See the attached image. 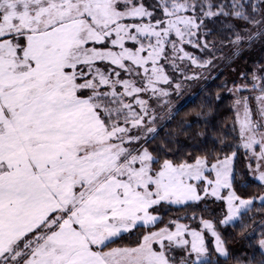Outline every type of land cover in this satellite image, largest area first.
Wrapping results in <instances>:
<instances>
[{"label":"snow or ice","instance_id":"obj_1","mask_svg":"<svg viewBox=\"0 0 264 264\" xmlns=\"http://www.w3.org/2000/svg\"><path fill=\"white\" fill-rule=\"evenodd\" d=\"M225 49L261 53L232 123L165 131ZM229 261L264 264V0H0V264Z\"/></svg>","mask_w":264,"mask_h":264},{"label":"trees","instance_id":"obj_2","mask_svg":"<svg viewBox=\"0 0 264 264\" xmlns=\"http://www.w3.org/2000/svg\"><path fill=\"white\" fill-rule=\"evenodd\" d=\"M261 55V53H260ZM251 62V66H252ZM225 82V77L222 74L216 76L214 80L208 81L201 89L197 90L194 98H190L187 101L181 102L177 107L180 108L179 115L176 117L175 121L167 126L165 131H176L177 124L182 119L193 120L195 115L201 111L202 105H207L209 100L211 101V111L207 112L206 116H201L198 120L193 123L191 130L207 131L211 128L220 129L221 133L224 129H227L228 126L233 121V99L225 96L224 92L226 88H221L220 85ZM218 94V96H217ZM216 133H213L215 135ZM163 136V133H162ZM184 139V136H181V140ZM210 140L211 137H208ZM258 182L253 181L249 188L240 189L241 191L251 192L256 189ZM215 206V205H214ZM214 206L209 204H201L199 208L187 207L180 208L171 206H166V214L164 215L165 221L175 218L177 216H183L186 213H191L196 211L198 214L201 213L202 209L207 208V211L203 212L205 217H210L212 215L218 216V212L214 209ZM259 207V205H257ZM215 210V212H213ZM250 231V229H249ZM238 235H234L237 234ZM225 235L228 237L229 244L231 247L236 249H241L248 241L242 240L240 237L243 233L239 232L238 227L228 226L225 231ZM137 239V235H127L125 234L121 239L117 240V244H127L134 242ZM254 242V241H253ZM231 264V261H229Z\"/></svg>","mask_w":264,"mask_h":264},{"label":"rangeland","instance_id":"obj_3","mask_svg":"<svg viewBox=\"0 0 264 264\" xmlns=\"http://www.w3.org/2000/svg\"><path fill=\"white\" fill-rule=\"evenodd\" d=\"M224 55L228 57L227 61L224 60H219L217 61L216 65L214 66V68L209 69L208 71H206L203 75L202 78L197 79L192 81L190 84L186 85L184 87V89L181 91L180 95L177 96L179 97V99H184L188 100L190 98H194L197 90L201 89L206 83H208V81L214 80L216 78L217 75L222 74L225 77V81H228V88L225 89V96L230 97L231 99L233 98V95L230 94L229 92V88H231V82L232 80L237 78V73L240 70H243L247 67H251V62H252V57H256L257 59L260 56V52L254 51V52H248V53H244L243 54V59L238 58V56L235 55H231L229 53L228 49L224 50ZM233 61H235V63H233ZM186 97H188L187 99H185ZM176 98V97H174ZM173 98V105L175 103H177ZM214 198H211L208 200V203L206 205H212L214 206V209L218 212V215H220V212L222 209L225 208V204L221 203L219 201H216L215 203H213ZM205 205V206H206ZM177 207V206H175ZM209 240L211 241V236L209 234L208 236Z\"/></svg>","mask_w":264,"mask_h":264},{"label":"crops","instance_id":"obj_4","mask_svg":"<svg viewBox=\"0 0 264 264\" xmlns=\"http://www.w3.org/2000/svg\"><path fill=\"white\" fill-rule=\"evenodd\" d=\"M187 98L188 97H186L185 99H187ZM174 100L177 102L174 104L175 107H177L181 102H184V99H179V97L174 98ZM185 101H187V100H185Z\"/></svg>","mask_w":264,"mask_h":264}]
</instances>
